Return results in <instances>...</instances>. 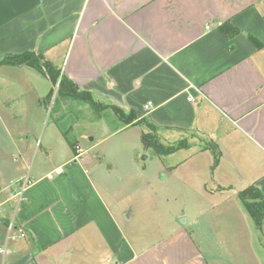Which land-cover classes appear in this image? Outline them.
<instances>
[{"label":"crops","instance_id":"1","mask_svg":"<svg viewBox=\"0 0 264 264\" xmlns=\"http://www.w3.org/2000/svg\"><path fill=\"white\" fill-rule=\"evenodd\" d=\"M220 23L238 32L225 35ZM27 51L169 140L189 131L187 148L163 155L186 151L167 174L202 154L209 174L182 177L191 186L168 204L165 224L131 225L132 206L147 211L153 197L152 177L137 185L140 124L111 108L94 120L84 104L47 113L57 84L31 66L2 64L0 244L7 220L24 236L6 243L0 264H264L238 199L251 184L264 196V0H0V60ZM194 136L217 145L215 166L208 145L193 151ZM113 152L122 159L111 164L125 170L120 193L103 168ZM261 234L264 244V219Z\"/></svg>","mask_w":264,"mask_h":264},{"label":"trees","instance_id":"2","mask_svg":"<svg viewBox=\"0 0 264 264\" xmlns=\"http://www.w3.org/2000/svg\"><path fill=\"white\" fill-rule=\"evenodd\" d=\"M218 27L225 35H228L226 30L228 27L231 28V32H238L236 28L229 26L227 23H220ZM248 37L256 46H260V42L257 39L250 35ZM2 64H25L47 75L53 85L57 84V95L59 98H56L53 108L58 107L61 102L66 105L68 110H70L74 104H84L87 105L92 111V114H94V120L99 117V112L101 110L111 108L116 116L125 124H131L133 122L139 123L142 130L140 136L142 144L145 147H152L158 155L170 154L178 149L187 148L190 144L189 140L192 135L189 131L182 130L178 138L175 139L172 137L169 140L162 133L163 127L156 125L153 121L145 117L137 119L135 113L132 111L126 113L116 104H109L96 100L91 92L80 90L77 85L66 76L60 74V69L55 68L51 63L44 60L42 55L33 51L19 54H7L0 60V65ZM70 144L71 147L75 149L74 144ZM207 147L213 153V166H215L219 160L220 151L217 145L210 140L208 141ZM238 199L250 216L258 244H262L263 246L261 228L264 219V196L262 192L254 186V184H251L238 192Z\"/></svg>","mask_w":264,"mask_h":264},{"label":"rangeland","instance_id":"3","mask_svg":"<svg viewBox=\"0 0 264 264\" xmlns=\"http://www.w3.org/2000/svg\"><path fill=\"white\" fill-rule=\"evenodd\" d=\"M54 95L55 96L53 97L52 103H50L51 105L50 104L48 105L47 103L48 105V107L46 108V110H48L47 113H49V110L53 109L56 98L57 99L59 98L57 93H54ZM49 100H50V97L48 99V102ZM62 106H64V108L66 109L65 104ZM83 111H86L87 113H89L88 109H84ZM74 113H77V112H74ZM81 124L84 126V125H87L88 122H86L85 120H82ZM132 137L134 139V136ZM192 139H193L192 142H196L195 143L196 146H192L193 151L200 150L202 149V147H204V145H208V143L204 142L202 138L200 139L199 137L194 136ZM111 143L114 144L113 142ZM127 152H129V150H127ZM185 152H186L185 150H182V151L180 150L176 152L175 154L164 157L163 155H158L157 153H155L152 147H145L142 144L139 136H137L136 147H134V149L132 150V154L134 156V160L136 161V164L139 166L140 171L144 175L143 178H138L137 185L140 184L141 179L144 180L145 177H152L151 185L148 186V189H150L153 192V197L152 199H150L151 200L150 204L147 205V211L145 209L141 211V209L143 208V205L140 207L138 202L135 203L138 206L137 205L132 206L134 215L133 217L128 219L129 221L128 223H130L131 225L137 223L141 227H146V225H149V223L156 222L158 218H160L158 221L160 223L165 224L167 222L166 219L169 214L168 210L170 211L172 210V208L168 209V204L170 206L171 205L178 206L179 203H182L183 199H181V197L184 196V192L188 190L189 186H191L190 181L186 182L182 179V177L190 176L191 172L193 171L194 173L202 174L206 177L208 176L209 174V168L207 167V159H208L207 157L208 156L205 154L196 156V158L191 160L193 162H191V164H187L185 168H182V169L177 168L173 172L175 177L170 175L172 173L167 174L168 171L167 169H165L166 168L165 164L167 165L170 162L176 161ZM120 153H123V152H120ZM116 156L117 158L122 159V156L117 155V153L115 155L113 152L112 157H109L106 159V161H103V168L106 172H109V170H111L112 174L114 173L113 174V180H114V185H115L114 190L120 193L122 192L123 188L119 187L118 179L125 177L124 175L125 170H124V167L118 163L116 165V168H114L115 164L114 165L111 164L112 162L116 161ZM208 163H209V159H208ZM115 169H118V170L114 172ZM137 173L139 174V172ZM132 175H134V172L132 173ZM126 177H128V175ZM207 183H209L210 185L212 184L210 179L207 180ZM140 189L146 190L144 187ZM173 192L178 193L177 199H173L171 197ZM128 209H127V212L129 211ZM177 225L179 224L177 223ZM253 246L254 247L253 248L251 247V250L255 249V251L261 258V260H263L262 256H264V244L262 246V244H258V242L255 240V242L253 243Z\"/></svg>","mask_w":264,"mask_h":264},{"label":"built area","instance_id":"4","mask_svg":"<svg viewBox=\"0 0 264 264\" xmlns=\"http://www.w3.org/2000/svg\"><path fill=\"white\" fill-rule=\"evenodd\" d=\"M26 184H27V179H25L22 188L19 191L15 192L16 196H19V197L21 196V193H22L21 190L25 189ZM2 221H3V210H2L1 203H0V222ZM4 225L6 229V234H5V243L0 244V256L1 257H4L5 254H7L8 252V248L6 245L8 241H15L24 236L23 230L21 228L16 227L14 220L12 219L7 220Z\"/></svg>","mask_w":264,"mask_h":264},{"label":"water","instance_id":"5","mask_svg":"<svg viewBox=\"0 0 264 264\" xmlns=\"http://www.w3.org/2000/svg\"><path fill=\"white\" fill-rule=\"evenodd\" d=\"M183 219V218H182Z\"/></svg>","mask_w":264,"mask_h":264}]
</instances>
